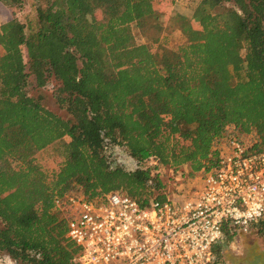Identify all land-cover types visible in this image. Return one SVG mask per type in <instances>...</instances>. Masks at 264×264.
Here are the masks:
<instances>
[{"label":"trees","instance_id":"trees-1","mask_svg":"<svg viewBox=\"0 0 264 264\" xmlns=\"http://www.w3.org/2000/svg\"><path fill=\"white\" fill-rule=\"evenodd\" d=\"M175 1L0 0L12 15L0 25V253L14 264H81L56 204L75 187L145 206L168 198L162 170L187 183L214 168L230 132L264 148V0L173 13L184 42L163 48ZM31 76L38 88L56 82L68 119L29 95ZM51 145L62 160L47 170L35 154ZM116 148L135 167L115 164ZM253 226L264 235V218Z\"/></svg>","mask_w":264,"mask_h":264},{"label":"built area","instance_id":"built-area-1","mask_svg":"<svg viewBox=\"0 0 264 264\" xmlns=\"http://www.w3.org/2000/svg\"><path fill=\"white\" fill-rule=\"evenodd\" d=\"M255 143L253 133L218 139L216 166L198 177L200 187L181 203L167 198L142 206L117 192L103 199L68 192L56 204L67 217V238L82 251L79 262L224 264L216 248L225 231L248 233L264 218V148L255 150ZM0 264L14 262L0 253Z\"/></svg>","mask_w":264,"mask_h":264},{"label":"rangeland","instance_id":"rangeland-1","mask_svg":"<svg viewBox=\"0 0 264 264\" xmlns=\"http://www.w3.org/2000/svg\"><path fill=\"white\" fill-rule=\"evenodd\" d=\"M26 1L29 2L31 0ZM201 3L202 0H176L173 5H169V7L165 9V12L161 18L164 31L160 37V42L163 48H176L178 45L184 42V37L178 30L179 23L175 19H173V13H178L179 15H183L191 19L195 12L198 11L199 7L201 6H203V9L201 10H204L206 12L217 13L220 10L218 6L211 4L201 5ZM225 5L228 6V4ZM98 16H100L99 13ZM8 17H10V19L12 18L9 9H0V25L4 23L8 19ZM134 32L138 42H143L144 38L139 33V31L135 30ZM29 81L30 84L27 91L30 96H33L35 98L39 97L45 108H47L51 112L59 115L64 119L69 118L67 112L64 109H61L56 103L54 95L56 82L51 80L46 86L38 88L35 84V79L33 76L30 77ZM245 138L246 140H250L248 136H246ZM35 157L37 162H39L44 167V169L47 170L57 168L58 163L62 160L61 151L56 145H51L48 148L37 152L35 154ZM112 159L117 165L132 168L131 163H129V157L127 156V154L118 148L113 151ZM122 163H125V165ZM182 169L185 172L188 170L187 167H182ZM162 173V180L166 184V193L168 198L171 200H176L178 201V203H181L183 199L191 197L201 185V180L199 178L193 180L192 182L182 183L180 181L177 182L173 178H170L172 175L171 171L165 169L162 170ZM71 191L77 193L81 192L77 187H75ZM241 233L242 234H236L233 239L229 241L225 238L222 245H224V250L227 251V256L233 257L238 262H240L247 258L245 256L241 257V255L243 256L245 255V253L252 255L253 252H256L262 257L264 262V235L260 234L259 229L254 226L248 233ZM238 251H240V253H238ZM223 263L225 264L224 259Z\"/></svg>","mask_w":264,"mask_h":264},{"label":"flooded vegetation","instance_id":"flooded-vegetation-1","mask_svg":"<svg viewBox=\"0 0 264 264\" xmlns=\"http://www.w3.org/2000/svg\"><path fill=\"white\" fill-rule=\"evenodd\" d=\"M245 251V250H243ZM240 253V251H238ZM244 253V252H243ZM222 256L225 261V264H264L262 257L256 253L253 252L252 255H249L248 253H245V255H241V257H247L245 260L238 262L235 258L227 256V251H222Z\"/></svg>","mask_w":264,"mask_h":264},{"label":"crops","instance_id":"crops-1","mask_svg":"<svg viewBox=\"0 0 264 264\" xmlns=\"http://www.w3.org/2000/svg\"><path fill=\"white\" fill-rule=\"evenodd\" d=\"M7 16V15H6ZM8 20H10V17H8V19L6 20V21H8ZM5 21V22H6ZM239 234H242V233H239ZM223 244V243H222ZM222 244H220V245H218L217 246V248H216V250H217V252H218V254L223 258V256H222V251L224 250V245H222ZM223 246V247H222Z\"/></svg>","mask_w":264,"mask_h":264}]
</instances>
